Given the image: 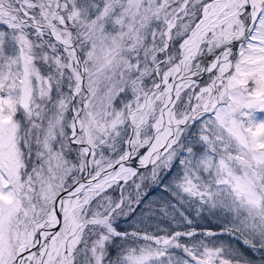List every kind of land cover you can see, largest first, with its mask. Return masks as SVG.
<instances>
[{
  "label": "snow or ice",
  "instance_id": "obj_1",
  "mask_svg": "<svg viewBox=\"0 0 264 264\" xmlns=\"http://www.w3.org/2000/svg\"><path fill=\"white\" fill-rule=\"evenodd\" d=\"M0 264H264V0H0Z\"/></svg>",
  "mask_w": 264,
  "mask_h": 264
}]
</instances>
